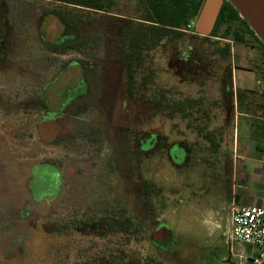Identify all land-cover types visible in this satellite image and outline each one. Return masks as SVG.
I'll list each match as a JSON object with an SVG mask.
<instances>
[{"label": "flooded vegetation", "instance_id": "af4514ba", "mask_svg": "<svg viewBox=\"0 0 264 264\" xmlns=\"http://www.w3.org/2000/svg\"><path fill=\"white\" fill-rule=\"evenodd\" d=\"M1 18L0 247L4 255L17 264L43 263L50 251L43 245L46 232L52 236L53 264H158L156 255L150 253L181 252L180 245L172 250L170 243L175 240L168 227H156L151 209L143 213V220L134 213L140 204H150L145 197H151L154 187L153 181L137 173L135 163L139 164L141 151L156 148L157 134L143 138L131 134L128 139L122 133L93 132L91 128L77 131V119L83 113L91 117L87 111L96 109V97L103 96L106 109L108 104L115 108L117 77L121 81L126 77V92L135 99L130 92L135 94L140 88L138 60L132 69L120 54L123 75L107 71L103 80L112 92L97 96L103 87L97 78L101 71L76 58H68L62 67L60 45L43 36L39 42L50 46L52 53L34 51L38 43L29 45L27 52H11L13 43L4 15ZM107 115L102 111L95 117L101 123ZM91 122L92 117L90 127ZM110 122L119 125L113 116ZM183 150L179 144L170 148L175 163L178 157L182 162L185 159ZM129 184L135 188L125 195ZM150 220L153 224L148 225ZM48 225L52 228L46 230ZM142 237L149 242L146 247H141ZM222 240L220 235L210 248L205 244L195 247L204 254L216 252L226 247ZM212 256L218 264H239L244 255L229 248L222 259L215 253Z\"/></svg>", "mask_w": 264, "mask_h": 264}, {"label": "rangeland", "instance_id": "374dc122", "mask_svg": "<svg viewBox=\"0 0 264 264\" xmlns=\"http://www.w3.org/2000/svg\"><path fill=\"white\" fill-rule=\"evenodd\" d=\"M133 3L122 2L119 8L105 12L99 20L88 25V30L98 35V40L92 39L98 42L92 53L60 51L62 67L68 58H76L80 63L88 62L94 69L101 71L97 78L98 85L103 87L97 90V96L112 92L111 85L103 80L107 71L123 75L120 70L125 65L120 46L123 32L137 21ZM56 4L58 2L54 0H0V16L4 15L13 43L11 52H27L29 45L38 43L40 47L34 51L52 53L53 50L48 49L50 46L39 42L42 36L49 42H58L60 50H63L62 25L54 16L46 15L48 9L54 8ZM225 26L219 27L218 36L194 38L188 31L179 39L172 42L164 40L148 49L144 65L140 67V88L134 94L135 99L126 92V77L122 81L117 77L120 80L114 83L119 86L115 108L108 104L109 109H106L101 99L103 96L100 95L94 99L98 100L94 105L96 109L87 111L92 114V127L87 125L91 117L84 113L76 122L77 131L91 128L93 132L122 133L126 138L129 136L128 139L132 138L131 134L143 138L144 135L147 137L156 133L159 137L156 148L152 152L141 151L140 162L135 163L139 167L137 173L153 181L154 187L151 197L144 196L150 204H140V209L134 210L143 220V213L151 209L157 218L156 227H168L169 234L175 240L170 243L174 245L172 250L182 246V249H178L182 251L178 253H150L156 255L158 264H218L212 255L215 253L216 258L222 259L227 256L229 248L243 253L239 264H260L262 260L256 258V253L261 252L262 248H253L230 239L229 196L235 182L234 132L235 127L241 130L243 122L240 119L234 124L230 113L233 101L230 89L233 82L235 85L241 84L235 74L243 70L245 64L242 59L245 56H258L264 52V45L260 43L263 42L261 39H256L249 32L245 34L244 42L235 41ZM240 30L244 33L243 29ZM224 33L228 38L222 37ZM226 44L230 45L231 54L224 57L218 48ZM15 67L21 66L16 64ZM101 78L103 81H100ZM122 103L125 104L124 109ZM102 111H106V117L109 118H103L100 123L95 116ZM111 116L115 117L119 125L111 124ZM209 132L218 146L206 137ZM173 144L184 148L180 152L181 155L186 153L183 162L180 157L175 159L176 163L171 158L169 151ZM137 150H140L139 147ZM173 154L175 156L174 151ZM134 188L135 185H127L125 195L132 194ZM239 203L243 206L264 207L250 193H240ZM129 206L131 208L132 203ZM146 223L153 224V220ZM49 228L52 226L48 225L46 230ZM163 231L166 234L168 232L165 229ZM220 235H223L225 242H219L226 247L216 252L207 250L204 254L195 247L201 244L209 246ZM44 236L43 245L50 251L46 252L45 260L40 264H53L52 236L47 232ZM148 243L146 238H141V247H146ZM142 254L145 252L142 251ZM193 255L194 260L190 259Z\"/></svg>", "mask_w": 264, "mask_h": 264}, {"label": "trees", "instance_id": "16d2710c", "mask_svg": "<svg viewBox=\"0 0 264 264\" xmlns=\"http://www.w3.org/2000/svg\"><path fill=\"white\" fill-rule=\"evenodd\" d=\"M58 2L54 8L48 9L47 16H54L63 29V50H78L82 53H92L98 44L96 32L89 31L88 25L99 20L107 11L119 8L122 2L131 3L135 8L137 21L122 34L120 54L134 68V61L138 60L139 67H143L146 53L155 45L164 40L172 42L185 35L188 31L194 38H209L219 35V27L225 28L233 35L235 41L244 42L245 34L251 33L256 39H260L250 27L248 21L242 18L237 8L228 0H225L215 27L210 35L203 36L195 32L194 27L190 30L189 24L196 21L204 0H54ZM131 13V12H130ZM134 13V12H133ZM46 21V20H45ZM45 24V23H44ZM243 29L244 33H241ZM65 35V36H63ZM224 38L228 36L224 33ZM95 39V40H92ZM264 45L263 42H260ZM218 52L224 57L231 54L230 45L218 48ZM144 83V82H143ZM142 83V84H143ZM142 86V85H141ZM130 95H134L130 92ZM211 143L218 146L211 133H206ZM210 134V135H209Z\"/></svg>", "mask_w": 264, "mask_h": 264}, {"label": "crops", "instance_id": "0c3cea01", "mask_svg": "<svg viewBox=\"0 0 264 264\" xmlns=\"http://www.w3.org/2000/svg\"><path fill=\"white\" fill-rule=\"evenodd\" d=\"M242 61L243 70L235 74L241 84L233 82L230 89L234 124L240 119L243 122L241 130L235 127L234 132L235 182L229 199L231 204L240 205V193H250L258 203L264 204V52L255 57L245 56ZM4 254L0 247V264H17Z\"/></svg>", "mask_w": 264, "mask_h": 264}, {"label": "water", "instance_id": "95a60500", "mask_svg": "<svg viewBox=\"0 0 264 264\" xmlns=\"http://www.w3.org/2000/svg\"><path fill=\"white\" fill-rule=\"evenodd\" d=\"M239 11L257 36L264 43V0H228ZM225 0H204L194 29L197 34L208 36L213 31ZM260 264H264V257Z\"/></svg>", "mask_w": 264, "mask_h": 264}, {"label": "built area", "instance_id": "2783aa9c", "mask_svg": "<svg viewBox=\"0 0 264 264\" xmlns=\"http://www.w3.org/2000/svg\"><path fill=\"white\" fill-rule=\"evenodd\" d=\"M194 27V22L189 24ZM230 239L239 243L262 248L257 259L264 257V207L243 206L232 203L230 207Z\"/></svg>", "mask_w": 264, "mask_h": 264}]
</instances>
